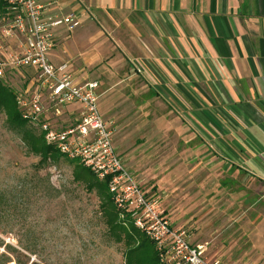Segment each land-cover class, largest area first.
Listing matches in <instances>:
<instances>
[{
    "label": "crops",
    "instance_id": "crops-1",
    "mask_svg": "<svg viewBox=\"0 0 264 264\" xmlns=\"http://www.w3.org/2000/svg\"><path fill=\"white\" fill-rule=\"evenodd\" d=\"M38 1L75 15L71 30L56 31L48 57L67 62L79 82L97 81L99 111L119 113L103 98L115 87L121 96L139 97L137 110L164 98L184 121L171 149L186 159L170 165L171 178L184 188L195 173L211 174V190L200 176L196 186L218 206L206 211L202 228L203 222L175 219L170 204L174 226L186 229L208 258H228L227 264L264 258V0ZM33 73L24 68V87ZM145 107L142 115L158 118L154 107ZM76 109L68 106L54 118L60 126L72 123ZM176 166L182 169L177 179ZM149 189L157 192L155 184ZM236 231L260 232L261 239Z\"/></svg>",
    "mask_w": 264,
    "mask_h": 264
},
{
    "label": "rangeland",
    "instance_id": "rangeland-1",
    "mask_svg": "<svg viewBox=\"0 0 264 264\" xmlns=\"http://www.w3.org/2000/svg\"><path fill=\"white\" fill-rule=\"evenodd\" d=\"M114 78L116 76L110 77L109 81ZM9 82L5 83L13 90L24 84L19 76H10ZM117 92L119 98L116 100ZM103 98L111 108H119L116 109L119 113L109 114L101 107L100 113L105 114L103 117L110 124L117 153L135 177L138 175L136 179L142 187L154 192L149 188L155 184V193L165 207L173 205L170 212L175 219L185 225L191 221L193 226L203 222L202 228H205V220L209 218L206 211L218 206L215 198L204 195L206 187L211 190L212 175L195 173L193 182L184 188L171 178L170 165L186 159L185 153L175 145L173 149L177 150L171 149L175 139L179 142L183 136L181 125L184 121L174 118L179 114L167 109L164 98L142 103L137 110L133 102L136 103L139 97L135 94L133 97L121 96L119 88L115 87ZM145 104L155 108L158 118L149 119L142 115L146 111ZM176 110L180 112L179 108ZM40 159L39 155L26 151L24 143L7 127L5 116L0 112V264H28L31 261L43 264H124V242L115 241L104 223L96 193L86 191L73 179L74 165L63 157L57 160L47 158L45 162ZM174 170L177 179L182 169L176 166ZM199 176L201 182H205V186L202 185L205 190L196 186ZM47 179L56 191L44 190ZM227 201L221 200L220 204L226 206ZM203 231L207 233V229ZM233 233L249 237L254 242L261 239L260 232L252 233V236L246 231ZM230 234L229 240L232 239ZM219 259L227 261L228 258ZM233 260L264 264V258Z\"/></svg>",
    "mask_w": 264,
    "mask_h": 264
},
{
    "label": "built area",
    "instance_id": "built-area-1",
    "mask_svg": "<svg viewBox=\"0 0 264 264\" xmlns=\"http://www.w3.org/2000/svg\"><path fill=\"white\" fill-rule=\"evenodd\" d=\"M3 2L0 79L8 83L10 76H19L24 82V68L34 72L26 87L20 84L14 90L22 117L38 127L47 144L106 180L119 218L124 225L129 220L153 243L158 264H227L208 258L201 245L192 244L188 231L174 226L158 195L146 191L126 166L113 145L110 124L98 109L97 81L79 82L67 62L49 59L56 31L71 30L77 24L75 15L38 0ZM68 106H76L75 119L60 126L55 118Z\"/></svg>",
    "mask_w": 264,
    "mask_h": 264
},
{
    "label": "trees",
    "instance_id": "trees-1",
    "mask_svg": "<svg viewBox=\"0 0 264 264\" xmlns=\"http://www.w3.org/2000/svg\"><path fill=\"white\" fill-rule=\"evenodd\" d=\"M5 3L0 0V12L3 11ZM0 112L5 116L7 127L15 132L24 143L26 151L41 157L45 162L47 158L57 160L63 157L69 164L74 165L72 176L88 192H95L99 199V210L104 223L112 232L115 241H123L126 249L124 251V264H158V258L153 243L129 220L124 225L119 218L117 209L114 207L107 188L106 180L96 178L87 168L76 160L66 158L57 148L44 141L43 133L37 130V126L22 117L17 106L15 92L3 79H0ZM46 191H56L45 181ZM21 264V263H20ZM26 264V263H23ZM28 264H43L31 261Z\"/></svg>",
    "mask_w": 264,
    "mask_h": 264
}]
</instances>
